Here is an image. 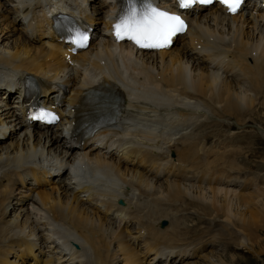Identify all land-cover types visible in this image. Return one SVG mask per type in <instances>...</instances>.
Listing matches in <instances>:
<instances>
[{
    "label": "bare ground",
    "instance_id": "6f19581e",
    "mask_svg": "<svg viewBox=\"0 0 264 264\" xmlns=\"http://www.w3.org/2000/svg\"><path fill=\"white\" fill-rule=\"evenodd\" d=\"M99 2L107 8H115L116 6L114 0H99ZM4 10L6 9L0 1V59L17 67H26L31 70L46 72L48 75H56L72 85H79L84 80L86 73L81 77H74L65 70H56L53 66L46 64L44 58L54 55L55 52L21 35L14 19L6 20L7 15L2 14ZM191 21L197 24L200 31L207 35L232 37L240 42L251 44L254 49L264 52V18L260 16L251 19L245 12L237 15H224L217 9H211L193 15ZM85 50V53L89 52L91 56L101 59L108 56L112 57L118 53L126 54L136 59L139 64L136 71L142 74V78H144V65L160 71L166 77L165 83L171 82L170 86L163 84L152 86L160 92V95L154 98L155 102L160 105L184 103L185 101L193 104V100L185 98L183 94L187 91L203 95V99H197L194 103L204 106L203 110L207 117L216 116L219 113L233 120L236 119L234 123L240 125L253 122L247 113L254 111L256 100L262 98L264 102V80L254 84H241L232 81L229 77L200 64L183 47L177 45L154 52L135 50L125 43L115 44L107 38L98 37ZM153 74V71H149L147 76L152 77ZM180 97L181 99L178 101ZM1 103L0 122L3 123L4 128L8 129L9 133L7 138L0 141V163L10 165L46 155L47 158L59 162L60 166H67L77 160H90L97 164H106L115 168L125 180L135 182L140 190H151L154 192V196L158 198L165 196L175 198L182 195L198 198L202 205V213L212 214L213 217L208 218H215L218 221V231L215 229L216 236L227 238L226 242L230 249L234 250V247L236 249L243 248L239 250V254H248L251 251L249 249L252 248L250 247L253 244L251 241L256 238V226L264 222V198L257 196V190L240 194L238 189L237 192L234 189L219 186L196 184V187L193 186L194 183L192 182L176 179H153L133 167L123 165L120 160L108 153L89 152L86 149L72 150L73 146L65 145L62 132L58 127L41 128L36 126L31 129L23 123L13 124L11 110L1 106ZM254 126L264 136V126L256 123ZM6 140L9 142L6 143ZM54 169L59 171L61 168L56 167ZM41 181L42 178L34 174L21 186L38 185ZM251 181L252 184L255 180ZM21 190L24 189L21 188ZM28 193L30 192L20 193L13 202H18V198H23ZM260 195L263 194L260 193ZM28 201H33L37 208L44 210L52 207L57 209L64 207L71 212L67 217L79 222L96 224L110 231L115 227L107 218L97 212V206L84 204L63 183H52L48 186L43 185L34 191L29 200L19 202V205L22 206L13 220L24 232H31L34 228L28 212ZM115 217L128 219L130 221V238L132 240L139 239V228L129 212H117ZM133 224L136 228V236L132 233L131 225ZM117 229L119 228L117 227ZM248 229H250L249 232H247ZM243 230L246 231V236L249 239L247 241L243 238L234 240L235 237L239 238V235H243ZM260 248L264 249L263 243ZM215 255L216 252L211 251L210 254L203 256L205 260L209 261V264H225V261L221 259L216 263L214 260L212 261L211 258ZM262 257L264 259V255ZM136 260L137 257L134 253L122 257L123 264H138ZM231 260L233 262L234 259L231 258ZM184 264L192 263L188 261Z\"/></svg>",
    "mask_w": 264,
    "mask_h": 264
},
{
    "label": "snow or ice",
    "instance_id": "6c2138e0",
    "mask_svg": "<svg viewBox=\"0 0 264 264\" xmlns=\"http://www.w3.org/2000/svg\"><path fill=\"white\" fill-rule=\"evenodd\" d=\"M196 0H178L180 7H188ZM207 2V0H204ZM230 11H235L240 0H221ZM185 22L180 15L170 10L162 9L156 0H144L141 6H137L136 0H129L126 12L119 15L117 23L113 25L114 34L118 40L130 39L138 46L146 48H163L178 32L184 30ZM88 37L83 33H77L75 43L82 45ZM55 115L42 111L37 119Z\"/></svg>",
    "mask_w": 264,
    "mask_h": 264
},
{
    "label": "rangeland",
    "instance_id": "374dc122",
    "mask_svg": "<svg viewBox=\"0 0 264 264\" xmlns=\"http://www.w3.org/2000/svg\"><path fill=\"white\" fill-rule=\"evenodd\" d=\"M257 102V103H256ZM256 102H255V107H254V111H251V112H249V113H247L248 114V116L250 115L251 116V118H252V121L254 122V125H255V123L257 124V125H262V126H264V102L262 101V99H259V100H256ZM256 109V110H255ZM263 110V111H262ZM220 114L218 113L216 116H219ZM220 117V120H223V121H221V123L222 124H227V125H229L230 127H233V123H234V121L236 120H233V119H231V118H229L228 116H226V115H224V116H222V115H220L219 116ZM226 119V118H228L230 121H229V123H226L225 122V120L224 119ZM264 129V128H263ZM259 133H260V131H259ZM262 134V133H261ZM9 141H10V138L8 139ZM8 140H6L7 142L6 143H8L9 141ZM264 170V169H263ZM251 180H255L252 184H251V186H252V189L251 190H249L248 192H242L241 190H239V192L238 193H240V194H246V193H249V192H254V191H256L257 190V196L259 197V198H264V186H262V187H260V188H257V177L256 176H253L252 177V179ZM252 182V181H251ZM193 186H196L197 187V185L196 184H194ZM260 193L261 194H263L262 196L260 195ZM196 211H200V210H198V209H196ZM200 212H202V211H200ZM209 219H211V218H209ZM218 226V225H217ZM132 229V228H131ZM260 229V230H259ZM132 231H133V229H132ZM244 232H243V235L241 234V235H239V238L238 237H235V239L234 240H239L240 238H243L244 240H248L249 238L246 236V231L245 230H243ZM250 231V229H248L247 230V232H249ZM251 231H252V229H251ZM134 232L135 231H133L132 233H133V235H134ZM231 234H233V233H231ZM237 234V233H236ZM236 234H233V235H236ZM255 234H256V238H254L251 242L253 243L250 247H252L251 249H249V250H251L248 254H239V250L240 249H243V248H239V249H236L235 247H234V250L233 249H230V248H226V249H224L223 248V250L221 249V250H218V251H216V250H214V249H212V251H214V252H216V255L214 256V257H212L211 258V260L213 261H215V263L218 261V260H223V261H225V264H264V259H263V257H262V255H264V249L262 250L260 247L262 246V243H263V245H264V222L262 223H260V225H257L256 226V231H255ZM137 235V234H136ZM136 235H134V236H136ZM246 236V237H245ZM259 237V238H258ZM238 238V239H237ZM247 238V239H246ZM257 241V243H256V241ZM261 241V242H260ZM260 242V243H259ZM254 246V247H253ZM210 252H211V250L210 251H207V252H205V254H210ZM254 252V253H253ZM218 254V255H217ZM234 256V257H233ZM231 258H233L234 260H233V262H231L232 260H231ZM236 258V259H235ZM202 263V264H209L208 262L209 261H207V260H205V259H203L202 261L201 260H198V261H189V263H192V264H194V263Z\"/></svg>",
    "mask_w": 264,
    "mask_h": 264
}]
</instances>
